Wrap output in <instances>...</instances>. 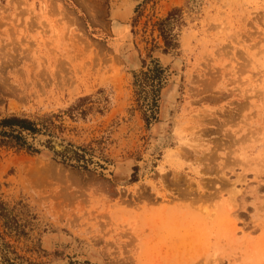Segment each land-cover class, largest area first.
Returning <instances> with one entry per match:
<instances>
[{
  "label": "rangeland",
  "instance_id": "374dc122",
  "mask_svg": "<svg viewBox=\"0 0 264 264\" xmlns=\"http://www.w3.org/2000/svg\"><path fill=\"white\" fill-rule=\"evenodd\" d=\"M123 3L0 0V264H264V0Z\"/></svg>",
  "mask_w": 264,
  "mask_h": 264
},
{
  "label": "trees",
  "instance_id": "16d2710c",
  "mask_svg": "<svg viewBox=\"0 0 264 264\" xmlns=\"http://www.w3.org/2000/svg\"><path fill=\"white\" fill-rule=\"evenodd\" d=\"M178 10H174L169 13L168 17L165 20H162L158 23L160 36L164 42L166 48H173L175 45L172 44V35L169 34V30H165L164 27L166 23L169 22L172 15L175 14ZM162 73L160 65L156 61H152L149 64L146 75L151 79V85L154 86L155 79L159 77ZM136 82V81H135ZM137 84V83H136ZM0 126L2 129H8V131L0 130V135L6 136L15 140L17 143L23 144V139L20 135L21 132H28L29 134H37L39 130L36 129L35 124L28 119L20 117H8L0 121ZM18 133V134H17ZM5 210L0 206V217L6 221L8 217Z\"/></svg>",
  "mask_w": 264,
  "mask_h": 264
},
{
  "label": "water",
  "instance_id": "95a60500",
  "mask_svg": "<svg viewBox=\"0 0 264 264\" xmlns=\"http://www.w3.org/2000/svg\"><path fill=\"white\" fill-rule=\"evenodd\" d=\"M131 1V0H130ZM133 1H135L136 3L134 4V5H132L133 6V8L131 9V13L135 10V8L137 7V6H139L144 0H133ZM121 2V1H120ZM119 5H120V3H119ZM119 5L117 6V7H115L114 9H113V11L111 12V17H113L114 16V10H116L118 7H119ZM114 19V18H113ZM37 142H43V143H50V140H48V138H44V139H38L37 140ZM53 150H56L55 148H53V147H51ZM59 151H62V152H64V151H66V147H64V148H62L61 150H59Z\"/></svg>",
  "mask_w": 264,
  "mask_h": 264
},
{
  "label": "bare ground",
  "instance_id": "6f19581e",
  "mask_svg": "<svg viewBox=\"0 0 264 264\" xmlns=\"http://www.w3.org/2000/svg\"><path fill=\"white\" fill-rule=\"evenodd\" d=\"M136 2L135 1H133V0H124V3L120 6V10H117V11H119V12H117L116 13V15H119V14H121V11L122 10H126V11H131V8L133 7L132 5H134ZM123 13H124V11H123ZM127 13V12H126ZM129 13V12H128ZM125 14V13H124ZM124 14H122L123 16H124ZM115 15V14H114ZM121 16V15H120Z\"/></svg>",
  "mask_w": 264,
  "mask_h": 264
}]
</instances>
